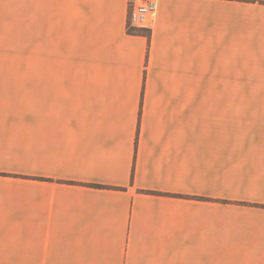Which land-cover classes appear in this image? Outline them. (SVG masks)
<instances>
[{
    "label": "crops",
    "instance_id": "1",
    "mask_svg": "<svg viewBox=\"0 0 264 264\" xmlns=\"http://www.w3.org/2000/svg\"><path fill=\"white\" fill-rule=\"evenodd\" d=\"M129 2L0 0V264H264V2Z\"/></svg>",
    "mask_w": 264,
    "mask_h": 264
},
{
    "label": "built area",
    "instance_id": "2",
    "mask_svg": "<svg viewBox=\"0 0 264 264\" xmlns=\"http://www.w3.org/2000/svg\"><path fill=\"white\" fill-rule=\"evenodd\" d=\"M157 10V0H130L129 24L132 28L151 31Z\"/></svg>",
    "mask_w": 264,
    "mask_h": 264
},
{
    "label": "trees",
    "instance_id": "3",
    "mask_svg": "<svg viewBox=\"0 0 264 264\" xmlns=\"http://www.w3.org/2000/svg\"><path fill=\"white\" fill-rule=\"evenodd\" d=\"M261 2H264L261 0ZM128 32L130 34H133V35H145L147 36L149 32H151L150 30H147V29H136V28H132L129 24L128 26Z\"/></svg>",
    "mask_w": 264,
    "mask_h": 264
}]
</instances>
